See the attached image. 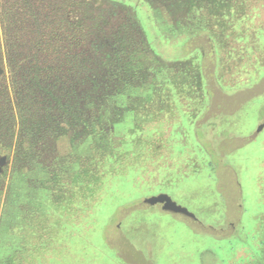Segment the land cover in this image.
<instances>
[{"label":"rangeland","instance_id":"1","mask_svg":"<svg viewBox=\"0 0 264 264\" xmlns=\"http://www.w3.org/2000/svg\"><path fill=\"white\" fill-rule=\"evenodd\" d=\"M259 159L264 0H0V264H189Z\"/></svg>","mask_w":264,"mask_h":264},{"label":"crops","instance_id":"2","mask_svg":"<svg viewBox=\"0 0 264 264\" xmlns=\"http://www.w3.org/2000/svg\"><path fill=\"white\" fill-rule=\"evenodd\" d=\"M259 166L264 169V159H259ZM261 188L262 191L258 189L259 213L252 217L247 214H235L233 219L226 217L219 224L224 227L218 228L221 235L213 238L214 245L207 246L205 239L198 241L190 247H182L180 257L189 264H264V187ZM119 229L123 234L124 228ZM191 233L196 235L193 230ZM142 264L151 263L144 259Z\"/></svg>","mask_w":264,"mask_h":264},{"label":"trees","instance_id":"3","mask_svg":"<svg viewBox=\"0 0 264 264\" xmlns=\"http://www.w3.org/2000/svg\"><path fill=\"white\" fill-rule=\"evenodd\" d=\"M17 56V55H16ZM16 57L14 56V59H15Z\"/></svg>","mask_w":264,"mask_h":264}]
</instances>
